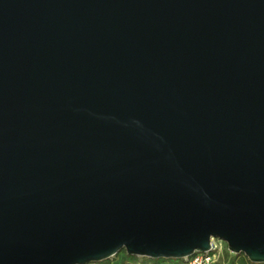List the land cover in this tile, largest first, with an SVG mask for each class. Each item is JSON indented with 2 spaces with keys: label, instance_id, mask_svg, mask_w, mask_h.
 Instances as JSON below:
<instances>
[{
  "label": "water",
  "instance_id": "water-1",
  "mask_svg": "<svg viewBox=\"0 0 264 264\" xmlns=\"http://www.w3.org/2000/svg\"><path fill=\"white\" fill-rule=\"evenodd\" d=\"M264 264V0H0V264Z\"/></svg>",
  "mask_w": 264,
  "mask_h": 264
},
{
  "label": "trees",
  "instance_id": "trees-1",
  "mask_svg": "<svg viewBox=\"0 0 264 264\" xmlns=\"http://www.w3.org/2000/svg\"><path fill=\"white\" fill-rule=\"evenodd\" d=\"M233 257L229 259L228 263H216V264H254L250 262L247 257L244 255H233L230 253ZM118 258L117 264H185L182 260H151L147 258H138L134 256H130L126 253V251L121 252ZM101 264H114L111 260L104 261Z\"/></svg>",
  "mask_w": 264,
  "mask_h": 264
},
{
  "label": "built area",
  "instance_id": "built-area-1",
  "mask_svg": "<svg viewBox=\"0 0 264 264\" xmlns=\"http://www.w3.org/2000/svg\"><path fill=\"white\" fill-rule=\"evenodd\" d=\"M218 239L212 240L211 242V251L207 254H197L191 257L185 264H216L223 258V247L222 241H218L220 244L215 242Z\"/></svg>",
  "mask_w": 264,
  "mask_h": 264
},
{
  "label": "rangeland",
  "instance_id": "rangeland-1",
  "mask_svg": "<svg viewBox=\"0 0 264 264\" xmlns=\"http://www.w3.org/2000/svg\"><path fill=\"white\" fill-rule=\"evenodd\" d=\"M218 241L219 240H217L215 243L219 245L220 243ZM222 247H223V258L219 262L220 263H228L229 259H231L233 256L230 255L231 252L229 251L226 243L223 242ZM233 255H235V254H233ZM118 258H119V256L113 258L111 260L112 263L117 264V262L119 261ZM219 262H217V263H219ZM98 264H101V263H98Z\"/></svg>",
  "mask_w": 264,
  "mask_h": 264
}]
</instances>
